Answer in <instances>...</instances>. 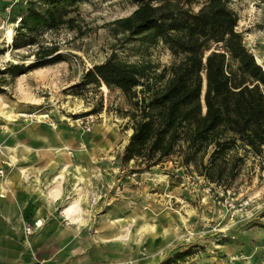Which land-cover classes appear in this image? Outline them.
<instances>
[{"label": "rangeland", "instance_id": "1", "mask_svg": "<svg viewBox=\"0 0 264 264\" xmlns=\"http://www.w3.org/2000/svg\"><path fill=\"white\" fill-rule=\"evenodd\" d=\"M204 1L197 0L193 9ZM21 4L13 7L16 15L25 7ZM135 7L134 0H81L67 15L74 18L72 25L39 28L29 36L33 43L18 48H11L0 30V69L8 62L29 63L40 44L56 45L62 55L57 62L15 78L0 74V111L12 115L5 118L0 114L1 177L6 174L4 166L27 161L24 152L16 147L28 143L31 123L44 120L39 115L47 113L56 121L57 131L63 136L64 132L72 135L74 146L85 150L97 144L98 151L84 161L97 165L105 162L113 167L117 177L113 196L117 198L123 189L129 194L125 218L119 220L118 216H123L120 212L110 216L115 220V244L127 253L125 260L115 264H161L174 252L191 245L193 252L178 264H264V251H260L264 248V158L244 156L230 185L233 195L223 191V186L204 180L194 166L182 165L179 151L150 167L140 160L122 162L121 155L132 132L127 97L102 83H81L83 73L110 54L128 62H149L155 73L175 61L176 57L160 41L152 45L140 39L125 42L122 32L115 33L114 21L129 15ZM228 8L237 16L236 28L243 33L245 46L264 64V0H230ZM141 88L138 85L135 89ZM87 120H91L90 130L84 128ZM72 145L74 161L77 152ZM104 146L105 150L99 149ZM55 162L63 163V159H54ZM97 173L104 177L106 174ZM103 175L94 179L104 180ZM97 193V203V199L92 202L91 194L87 195L91 209L113 200L108 195L110 191L107 195ZM225 198L249 203L240 209L230 208L224 205Z\"/></svg>", "mask_w": 264, "mask_h": 264}, {"label": "trees", "instance_id": "2", "mask_svg": "<svg viewBox=\"0 0 264 264\" xmlns=\"http://www.w3.org/2000/svg\"><path fill=\"white\" fill-rule=\"evenodd\" d=\"M81 0H28L11 48L33 43L39 28L71 24L67 17ZM230 0H134L135 9L114 21L124 41H160L176 57L155 73L149 62L135 63L110 54L93 64L82 84L103 83L128 99L132 132L121 161L159 164L175 152L209 183L230 187L244 156L264 153V68L244 44ZM67 17V18H66ZM29 63H12L0 74L12 78L62 59L56 45L40 44ZM0 80V85L2 84ZM142 85L137 91L135 88ZM194 245L161 264H178Z\"/></svg>", "mask_w": 264, "mask_h": 264}, {"label": "crops", "instance_id": "3", "mask_svg": "<svg viewBox=\"0 0 264 264\" xmlns=\"http://www.w3.org/2000/svg\"><path fill=\"white\" fill-rule=\"evenodd\" d=\"M4 4L0 1V20ZM16 16L13 8L11 17ZM30 128L28 143L16 147L24 152L21 153L27 161L4 166L6 174L0 179V189H6L0 195V264H115L125 260L126 251L115 244V220L111 217L120 212L123 216H118L119 220L125 218L129 194L123 189L117 198L113 196L117 186L113 167L105 162H85L98 151L97 144L83 150V146H74L71 134L64 132L63 136L43 120L32 122ZM71 144L77 152L74 161ZM54 159H63V163H53ZM99 171H105V177ZM102 175L104 180L94 179ZM99 191L106 195L112 192L108 195L113 200L91 209L87 195L98 196ZM73 200L78 208L66 215L64 207ZM35 222L41 225L37 224L32 234H25L24 226Z\"/></svg>", "mask_w": 264, "mask_h": 264}, {"label": "built area", "instance_id": "4", "mask_svg": "<svg viewBox=\"0 0 264 264\" xmlns=\"http://www.w3.org/2000/svg\"><path fill=\"white\" fill-rule=\"evenodd\" d=\"M0 1L5 2V4L3 5V16L0 20V30H3L7 43L11 44L12 37L14 34V29L17 26L20 19L19 16L12 18L11 12L16 3H23L24 5L28 0H0ZM41 115H44L42 117V119H44L43 121L47 122L50 126L53 124L55 128L57 127L56 121L51 120L47 113ZM89 122H91V120L86 121V124L84 125L85 130H90L91 127L89 125ZM2 175H3V170L0 169V177ZM1 190H3L4 192H1ZM223 191H225L228 195L234 194V192H232L231 187L223 188ZM5 193H6V189H0V195H3ZM223 203L224 205L230 208L240 209L243 206H246L249 203V200H241L239 202H236L234 198H225ZM36 227H37L36 222L33 225L25 226L24 227L25 234L27 235L32 234Z\"/></svg>", "mask_w": 264, "mask_h": 264}, {"label": "bare ground", "instance_id": "5", "mask_svg": "<svg viewBox=\"0 0 264 264\" xmlns=\"http://www.w3.org/2000/svg\"><path fill=\"white\" fill-rule=\"evenodd\" d=\"M256 60H257V62L261 65V66H264V64H262V62H261V60H260V58H258V57H256ZM20 75H23V74H20ZM103 84V83H102ZM0 114L3 116V117H5V118H9V117H11L12 115L11 114H8L6 111H3V110H1L0 111ZM13 114V113H12ZM19 114V113H18ZM13 115H15V114H13ZM26 115V114H25ZM28 116V115H27ZM33 116V115H32ZM44 115H39V117L40 118H42ZM33 117H36V115L35 116H33ZM51 126H53V124L51 125ZM54 127V126H53ZM113 129V128H112ZM113 132V131H112ZM67 148V147H66ZM0 149H2V146L0 145ZM97 198H96V195H92V202H95V200H96ZM78 205H77V202L75 201V200H73V201H71V202H69L65 207H64V212H65V214L66 215H68L69 214V212L71 211V210H74V209H76V208H78L77 207ZM38 224V226H40L41 224L38 222L37 223Z\"/></svg>", "mask_w": 264, "mask_h": 264}, {"label": "water", "instance_id": "6", "mask_svg": "<svg viewBox=\"0 0 264 264\" xmlns=\"http://www.w3.org/2000/svg\"><path fill=\"white\" fill-rule=\"evenodd\" d=\"M254 58H255V60H256V56H254ZM256 62H257V60H256ZM258 63V62H257ZM259 64V63H258ZM260 65V64H259ZM261 66V65H260ZM262 68H264V67H262Z\"/></svg>", "mask_w": 264, "mask_h": 264}]
</instances>
